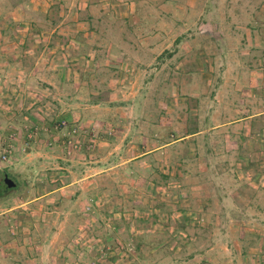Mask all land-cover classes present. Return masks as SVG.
Returning <instances> with one entry per match:
<instances>
[{
    "label": "rangeland",
    "instance_id": "1",
    "mask_svg": "<svg viewBox=\"0 0 264 264\" xmlns=\"http://www.w3.org/2000/svg\"><path fill=\"white\" fill-rule=\"evenodd\" d=\"M5 175L0 264H264V0H0Z\"/></svg>",
    "mask_w": 264,
    "mask_h": 264
},
{
    "label": "trees",
    "instance_id": "2",
    "mask_svg": "<svg viewBox=\"0 0 264 264\" xmlns=\"http://www.w3.org/2000/svg\"><path fill=\"white\" fill-rule=\"evenodd\" d=\"M6 177V175H5ZM5 177H2L1 180H0V198L3 197L7 191H9V187L6 185L5 181H4V178ZM8 177V176H7ZM12 180V179H11ZM15 184V187L17 186L16 185V182L14 180H12Z\"/></svg>",
    "mask_w": 264,
    "mask_h": 264
},
{
    "label": "water",
    "instance_id": "3",
    "mask_svg": "<svg viewBox=\"0 0 264 264\" xmlns=\"http://www.w3.org/2000/svg\"><path fill=\"white\" fill-rule=\"evenodd\" d=\"M4 181L9 188L14 187V185H15L14 182L7 177L4 178Z\"/></svg>",
    "mask_w": 264,
    "mask_h": 264
},
{
    "label": "crops",
    "instance_id": "4",
    "mask_svg": "<svg viewBox=\"0 0 264 264\" xmlns=\"http://www.w3.org/2000/svg\"><path fill=\"white\" fill-rule=\"evenodd\" d=\"M197 133H198V131H197L196 133H195V132H194V133H190L189 136H190V135H195V134H197ZM187 136H188V135H186L185 137H187ZM185 137H182L181 139H184ZM50 194H52V192H49L46 196H49Z\"/></svg>",
    "mask_w": 264,
    "mask_h": 264
}]
</instances>
